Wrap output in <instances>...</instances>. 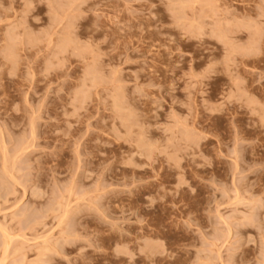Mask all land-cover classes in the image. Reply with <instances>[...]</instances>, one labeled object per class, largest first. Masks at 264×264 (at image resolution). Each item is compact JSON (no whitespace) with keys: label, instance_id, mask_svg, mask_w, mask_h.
Instances as JSON below:
<instances>
[{"label":"rangeland","instance_id":"374dc122","mask_svg":"<svg viewBox=\"0 0 264 264\" xmlns=\"http://www.w3.org/2000/svg\"><path fill=\"white\" fill-rule=\"evenodd\" d=\"M0 115V264H264V0H0Z\"/></svg>","mask_w":264,"mask_h":264},{"label":"bare ground","instance_id":"6f19581e","mask_svg":"<svg viewBox=\"0 0 264 264\" xmlns=\"http://www.w3.org/2000/svg\"><path fill=\"white\" fill-rule=\"evenodd\" d=\"M217 35H219L220 37L222 36L221 34H217ZM219 36H218V37H219ZM242 52H244V53H246V54H251V52H254V51L251 50V49H245V48H242ZM0 116H1V115H0ZM8 131H9V130H8ZM9 133H10V132H9ZM32 133H33V132H32ZM32 137H33V136H32ZM17 142H18V141H17ZM16 144H17V143H16ZM1 146H2L1 148L4 150V148H5V144L3 145V143H2ZM26 147H27L26 145H25L24 147H23V146H22V147L19 146L17 152H18V153H20V152L22 153V152L24 151V149H26ZM28 147H29V146H28ZM7 150H8V149H7ZM8 154H9V153H8ZM27 154H28V152H27ZM4 155H5V153H4V154L2 153V156H3V157H4ZM3 157H2V159H6V157H5V158H3ZM27 158H28V157H27ZM9 159H10V158H9ZM3 161H4V160H3ZM11 161H12V160H11ZM6 162H7V160H6ZM6 162L4 161V166H5V163H6ZM15 163H16V162H15ZM2 166H3V165H2ZM4 166H3V168H5V172H6V168H8L9 166H8V167H4ZM17 166H18V165H17ZM11 168H12V167H11ZM20 169H21V168H20ZM8 170L11 171L12 169L9 168ZM5 172H4V173H5ZM12 172H13V171H12ZM6 174H7V173H6ZM9 174H11V173H9ZM13 174H14V173H12V176L15 177ZM4 176H5V175H4ZM4 176H3V177H4ZM9 176H11V175H9ZM9 176L7 175V178H8ZM12 176L8 178V181L10 182V183H9V184H10V187H9L10 190H12V188L14 187V183L16 184V181L18 182V178H13ZM11 178H12V179H16V180H13V181H12ZM2 179H4V178H2ZM9 179H11V180H9ZM5 180H6V179H5ZM6 182H7V181H6ZM6 182L3 180V181H1V183H0V191H1L0 193H1V195H2V191H4V189H5V191H6L7 189H9V188H6V187H7V186L5 185ZM19 184H20V183H19ZM17 186H18V185H17ZM15 187H16V186H15ZM15 189H16V188H15ZM39 189H40V188H39ZM15 191H16V190H15ZM7 192L9 193V190H8ZM7 192H6V194H7ZM4 194H5V193H4ZM1 195H0V196H1ZM8 195H9V194H8ZM16 195H17V194H16ZM6 196H7V195H6ZM6 196H5V198H6ZM19 196H20V195H19ZM5 198H2V200H3V199L5 200ZM7 199H8V198H7ZM234 200H235V199H234ZM4 203H5V202H4ZM1 205H2V204H1ZM13 205H14V204H13ZM17 206H18V205H17ZM10 208H11V207H10ZM66 208H67V207H66ZM30 209H31V208H30ZM17 210H18V208H17ZM55 211H56V210H55ZM61 212H62V211H61ZM45 213L47 214V212H45ZM63 213H64V212H63ZM35 215H36V214H35ZM32 216L34 217V215H32ZM46 217H47V215H46ZM19 218H20V217H19ZM35 220H36V219H35ZM35 220H34V221H35ZM34 221H33V222H34ZM23 223H24V222H23ZM60 223H61V222H60ZM63 223H64V222H63ZM27 224H28V223H27ZM27 224H25V225H27ZM33 224H35V223H33ZM56 224H57V223H56ZM35 225H36V224H35ZM56 226H57V225H56ZM0 227H1V226H0ZM28 227H29V226H28ZM32 227H33V226H32ZM34 228H35V227H34ZM34 228H32V229H34ZM7 229H8V228H7ZM7 229H6L5 226H4V227H1V229H0L1 232L3 233L2 235H4V239H5L3 249H7L6 247L9 245L10 241L12 242V240H13L12 237H14L13 235H11V233L8 232L9 230H7ZM24 229H27V228L24 227ZM29 229H30V227H29ZM35 229H36V228H35ZM35 229H34V230H35ZM30 230H31V229H30ZM22 231H23V230H22ZM0 234H1V233H0ZM31 234H32V232H31ZM31 234H30V235H31ZM64 234H66V232H65ZM64 234H63V236H64ZM33 235H34V234H33ZM69 235H70V234H69ZM61 236H62V235H61ZM15 237H16V236H15ZM18 237H19V236H18ZM36 237H38V236H36ZM44 237H45V236H44ZM70 237H71V236H70ZM20 238H22V237H20ZM60 238L62 239V237H60ZM64 238H65V237H64ZM66 238H67V237H66ZM30 239H31V238H30ZM34 239H35V238H34ZM19 240H20V239H18V243H19L18 245L22 244V243H20L21 240H20V241H19ZM36 240H37V239H36ZM70 240H71V239H70ZM24 241H25V240H24ZM32 241H33V240H32ZM63 241H64V240H63ZM149 241H150V240H149ZM40 242H41V241H40ZM35 244H37V243H35ZM54 245H55V244H54ZM33 246H34V245H33ZM35 246H36V245H35ZM17 247H18V246H17ZM19 247H20V246H19ZM31 247H32V246H31ZM39 247H40V246H39ZM39 247H38V248H39ZM55 247L58 248V245H57V246L55 245ZM60 247H61V246L59 245V249H60V250H63V249H62L63 246H62L61 248H60ZM35 249H36V248H35ZM39 249H40V248H39ZM64 249H66V248L64 247ZM42 250H43V249H42ZM4 251H6V250H4ZM39 251H40V250H39ZM38 253H39V252H38ZM38 253H37V254H38ZM35 255H36V254H35ZM39 255H40V254H39ZM41 255H42V254H41ZM41 255H40V256H41ZM0 257H1V256H0ZM36 257H37V255H36ZM43 257H44V256H43ZM34 258H35V257H34ZM37 258H38V257H37ZM37 258H36V259H37ZM50 258H52V257H50ZM36 259H35V261H36ZM37 260H38V259H37ZM48 260H51V259H48ZM38 261L40 262V260H38ZM41 261H42V264L45 262V261L42 260V258H41ZM3 262H4V261H3ZM39 262H37V263H39Z\"/></svg>","mask_w":264,"mask_h":264}]
</instances>
